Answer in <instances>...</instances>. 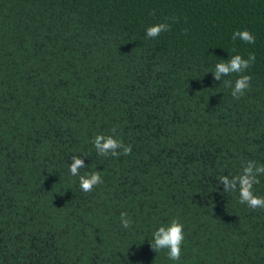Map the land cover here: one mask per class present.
<instances>
[{
	"label": "trees",
	"instance_id": "16d2710c",
	"mask_svg": "<svg viewBox=\"0 0 264 264\" xmlns=\"http://www.w3.org/2000/svg\"><path fill=\"white\" fill-rule=\"evenodd\" d=\"M244 29L255 43L232 39ZM250 52L237 100L212 71ZM113 129L130 155L97 154ZM74 154L102 176L91 192ZM249 160L264 164V0H0V264H264V209L218 183ZM174 217L178 261L150 245Z\"/></svg>",
	"mask_w": 264,
	"mask_h": 264
},
{
	"label": "clouds",
	"instance_id": "9594fccd",
	"mask_svg": "<svg viewBox=\"0 0 264 264\" xmlns=\"http://www.w3.org/2000/svg\"><path fill=\"white\" fill-rule=\"evenodd\" d=\"M169 30V25L165 22H160L149 26L146 29V36L155 39L162 32ZM232 39H240L245 43H255V36L248 29L236 30L232 34ZM235 51V49H233ZM256 56L254 53H249L247 58L240 54H234L227 60L222 59L216 63L212 71L215 80L223 82L226 87L231 88V96L234 99H240L247 90L250 89L251 76L245 74L247 70L255 63ZM237 74V78L226 80L224 77ZM113 134L100 133L95 136L92 143L98 155L107 157L111 155L118 157L121 154L130 155L131 145L124 144L121 139L115 138V129ZM84 156H87L84 154ZM89 166L85 165L84 159L79 154L71 156L69 164V172L71 176L79 178V187L85 193L91 192L97 185L103 183L102 176L99 171H84L81 174V169ZM264 176V164H257L253 160L247 161L242 166L240 174L234 176L222 175L218 178V183L223 185L224 193L238 192L239 203L245 204L250 209H264V196L254 193L253 187L260 183L259 177ZM120 223L124 229H128L132 225V220L127 212L120 213ZM184 225L179 217H174L167 224H161L152 233L150 245L156 253L161 250H167V258L173 261L180 260L181 246L184 243Z\"/></svg>",
	"mask_w": 264,
	"mask_h": 264
}]
</instances>
